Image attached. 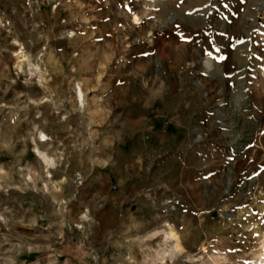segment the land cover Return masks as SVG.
I'll return each instance as SVG.
<instances>
[{
    "label": "rangeland",
    "instance_id": "rangeland-1",
    "mask_svg": "<svg viewBox=\"0 0 264 264\" xmlns=\"http://www.w3.org/2000/svg\"><path fill=\"white\" fill-rule=\"evenodd\" d=\"M263 3L0 0V264L88 224L94 264H264Z\"/></svg>",
    "mask_w": 264,
    "mask_h": 264
},
{
    "label": "crops",
    "instance_id": "crops-1",
    "mask_svg": "<svg viewBox=\"0 0 264 264\" xmlns=\"http://www.w3.org/2000/svg\"><path fill=\"white\" fill-rule=\"evenodd\" d=\"M99 196L97 194L98 199ZM105 200L102 206L106 203L107 207H104L107 209L106 211H98V216L111 219L116 214L115 198L108 194ZM98 208L94 207V210H99ZM71 228V226L67 228L66 225H63L60 234L62 240L58 242L59 246L52 245L51 248L52 251L56 252L53 255L51 254L52 258H57V261L61 264H94L99 260L104 263L109 261V258L113 259L116 255L114 249L117 238L116 230L109 231L110 227L106 225L96 226L94 224H88L82 231ZM123 229L124 232L127 230L132 232L134 226L126 225ZM118 231H122V229ZM107 235H111L112 240L106 241ZM100 239L103 241H100Z\"/></svg>",
    "mask_w": 264,
    "mask_h": 264
},
{
    "label": "bare ground",
    "instance_id": "bare-ground-1",
    "mask_svg": "<svg viewBox=\"0 0 264 264\" xmlns=\"http://www.w3.org/2000/svg\"><path fill=\"white\" fill-rule=\"evenodd\" d=\"M134 20L137 24L140 23L139 17H136ZM77 94H78L77 104H81L82 106H85V95L83 92V88L80 85L77 88ZM40 140H41V143H47L49 141V137L45 135L44 133H41ZM37 154H38L37 156H39L38 158H40V160L43 162V164L47 168V173L49 174L47 177L49 179H52L53 176L51 175V170H54L56 168L55 161L51 160L45 153L41 152L39 148H37ZM168 238L172 239L175 242V248L177 250H182L180 238L175 230L172 229L168 233Z\"/></svg>",
    "mask_w": 264,
    "mask_h": 264
},
{
    "label": "water",
    "instance_id": "water-1",
    "mask_svg": "<svg viewBox=\"0 0 264 264\" xmlns=\"http://www.w3.org/2000/svg\"><path fill=\"white\" fill-rule=\"evenodd\" d=\"M255 129H256V128L254 127V128L252 129V131H250V134H251V135H247V136H246L248 139H249V138L251 139V137L253 136V135H252V134H253V130H255ZM248 139H242V140H240V142H241V143H247V144H248V143H249V140H248ZM238 150H240V149H238Z\"/></svg>",
    "mask_w": 264,
    "mask_h": 264
}]
</instances>
